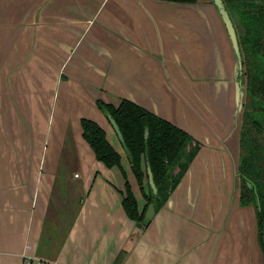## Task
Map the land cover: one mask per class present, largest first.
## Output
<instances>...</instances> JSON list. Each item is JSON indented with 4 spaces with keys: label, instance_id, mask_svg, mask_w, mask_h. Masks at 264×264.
Wrapping results in <instances>:
<instances>
[{
    "label": "crops",
    "instance_id": "0c3cea01",
    "mask_svg": "<svg viewBox=\"0 0 264 264\" xmlns=\"http://www.w3.org/2000/svg\"><path fill=\"white\" fill-rule=\"evenodd\" d=\"M233 61L209 0H0V264H263L254 216L238 206ZM121 99L202 143L144 229L123 209L120 168L96 159L80 125L105 130L141 212L146 200L96 105ZM68 128L85 196L60 198L74 217L42 261Z\"/></svg>",
    "mask_w": 264,
    "mask_h": 264
},
{
    "label": "trees",
    "instance_id": "16d2710c",
    "mask_svg": "<svg viewBox=\"0 0 264 264\" xmlns=\"http://www.w3.org/2000/svg\"><path fill=\"white\" fill-rule=\"evenodd\" d=\"M168 1L186 3L196 0ZM96 105L102 112L112 117L116 122L123 137V146L130 167L147 201H152L157 211L164 205L167 199L166 197L177 185L190 161L198 151L199 142L181 128L169 123L167 120L149 112L130 100L122 99L118 106H113L97 100ZM80 125L82 136L92 148L96 159L101 161L106 167H119L125 179V173L120 162L121 156L108 141L105 130L94 120L88 118H81ZM145 130H147V135H145ZM240 141H242L241 127L239 143ZM74 147V139L71 130L68 128L64 134L63 149L56 171L60 198H63V195H65V198L69 197V194L66 196L69 184H72L73 188L79 187V183L75 181L72 176L78 161ZM142 159L145 160L152 171L157 189V194L155 196L151 194L150 190L149 193H146L144 190ZM173 165H177L178 167L174 175L169 171L170 167ZM75 194L76 193H74V196ZM122 206L127 216L135 221L136 226L141 229L148 226L149 222L146 223L144 221L143 212L138 210L136 199L126 179ZM56 212V215H58V222L61 221L59 225L57 223L56 225L57 227H61L63 216H61L58 207H56ZM68 229L69 225L62 234L57 232L56 227L50 229L46 234L44 231L36 251L37 256L44 260H51V258L57 254Z\"/></svg>",
    "mask_w": 264,
    "mask_h": 264
},
{
    "label": "flooded vegetation",
    "instance_id": "af4514ba",
    "mask_svg": "<svg viewBox=\"0 0 264 264\" xmlns=\"http://www.w3.org/2000/svg\"><path fill=\"white\" fill-rule=\"evenodd\" d=\"M222 1L230 16L237 36V41L241 53V67H238L237 70V80L239 84L244 83L245 89V100L243 103L241 119L242 141H240L238 146V206L244 211H249L254 216L255 239L262 253V260L264 264V0ZM121 100L116 105L112 103H106L102 100L100 101L106 104H111L113 106H118ZM102 113L107 117L109 121L108 117L110 116L106 115L104 112ZM168 122L179 127L173 122ZM181 129L184 130L183 128ZM184 131L193 139L199 142L200 149V147L202 146L201 141H199L186 130ZM115 134L118 137L116 132ZM120 143L123 146V143L121 141ZM198 151L196 152V154L198 153ZM196 154L194 155V157L196 156ZM194 157L192 158V160L194 159ZM192 160L190 161V163L192 162ZM190 163L183 173L182 177L187 172ZM142 168L144 171V190L146 193H149L150 190L151 194L155 196L157 194V189L154 192L148 180L147 168L150 169V167L143 159ZM177 169V165H173L170 167L169 171L172 175H174ZM132 174L134 175L133 171ZM182 177L180 178L179 182L181 181ZM125 179L130 187L126 175ZM134 179L138 185L142 198H145L146 200L145 207L141 211L143 212L144 216L148 204L152 203L154 205V203L152 201H147L146 196L142 192L135 175ZM176 186L174 187V189L176 188ZM146 188L148 189V191H146ZM174 189L166 198H169ZM130 190L133 193L131 187ZM123 194L124 193L122 192V198ZM157 211L155 210V212Z\"/></svg>",
    "mask_w": 264,
    "mask_h": 264
},
{
    "label": "water",
    "instance_id": "95a60500",
    "mask_svg": "<svg viewBox=\"0 0 264 264\" xmlns=\"http://www.w3.org/2000/svg\"><path fill=\"white\" fill-rule=\"evenodd\" d=\"M166 1H168V0H166ZM197 1L198 0H196L194 2H186V3H195ZM210 1H211V4L214 6L218 17L220 18V20L222 22L223 28L225 30L227 37H228V40H229V43H230V46H231V49L233 52V57H234L233 74H234V81L236 82L235 105H234V117H235L234 132L236 133V136H237L236 143H237V145H239L242 109H243L244 96H245L244 83L239 84L238 80H237V70H238V67L239 68L241 67V53H240V49H239V45H238L237 36L235 33L234 26L232 24V21H231L230 16H229V14L225 8L223 1L222 0H210ZM173 2H175V1H173ZM178 3H184V2H178ZM108 118H109V121H110L112 127L114 128L115 132L117 133L119 140L123 143V137L119 131V128H118L116 122L114 121V119L112 117H108ZM145 135H147V130H145ZM234 161H235L234 162L235 163V170L234 171L236 172V175H237L239 159L237 158V161L236 160H234ZM147 173H148L149 184L152 187L153 191L155 192L156 188H155V185L153 182L152 173H151L149 168H147ZM124 192H125V186H124L123 193ZM154 214H155L154 205L152 203H149L147 206V209L144 213V216H143L144 221L146 223L150 222V220L152 219Z\"/></svg>",
    "mask_w": 264,
    "mask_h": 264
},
{
    "label": "rangeland",
    "instance_id": "374dc122",
    "mask_svg": "<svg viewBox=\"0 0 264 264\" xmlns=\"http://www.w3.org/2000/svg\"><path fill=\"white\" fill-rule=\"evenodd\" d=\"M244 100H245V96H244ZM75 168H77V167H75ZM75 170L73 171V174L75 173ZM73 178L76 179L75 175H73ZM58 189H59V186H58V181H57V177H56V180H55V182L52 186V189H51V198H54V199H52V204H51V207L49 209L50 211H48V214H47L48 217H47L46 225L44 228V231H46V233L54 227H56V230H57V232H59V234L64 233V231L66 230V227L71 223V221L74 217V212H75L74 206L71 204V202L67 206L61 205L60 195H59ZM146 191H148L147 188H146ZM74 193H76L75 196H74ZM67 194H69L68 198H81V197L85 196V193H83V191L80 187L73 188L72 184H69L68 193H66V196H67ZM56 206L60 209V214H61V216H63V219H64V221L61 224V227H57V225H56V223L58 225L61 223V221L58 222V215H56L57 214Z\"/></svg>",
    "mask_w": 264,
    "mask_h": 264
},
{
    "label": "built area",
    "instance_id": "2783aa9c",
    "mask_svg": "<svg viewBox=\"0 0 264 264\" xmlns=\"http://www.w3.org/2000/svg\"><path fill=\"white\" fill-rule=\"evenodd\" d=\"M75 175H77V174H75ZM40 260H42V261H47V260H44V259H41L40 258ZM39 261V260H38ZM26 264H32V263H30V262H27ZM45 264H52L51 262H49V261H47Z\"/></svg>",
    "mask_w": 264,
    "mask_h": 264
}]
</instances>
